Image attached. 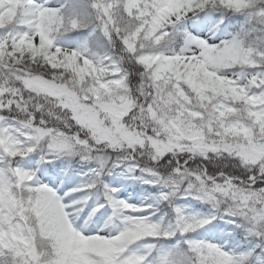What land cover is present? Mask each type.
<instances>
[{
    "label": "snow or ice",
    "instance_id": "obj_1",
    "mask_svg": "<svg viewBox=\"0 0 264 264\" xmlns=\"http://www.w3.org/2000/svg\"><path fill=\"white\" fill-rule=\"evenodd\" d=\"M0 264H264V0H0Z\"/></svg>",
    "mask_w": 264,
    "mask_h": 264
}]
</instances>
